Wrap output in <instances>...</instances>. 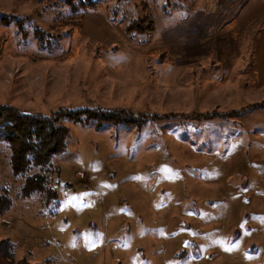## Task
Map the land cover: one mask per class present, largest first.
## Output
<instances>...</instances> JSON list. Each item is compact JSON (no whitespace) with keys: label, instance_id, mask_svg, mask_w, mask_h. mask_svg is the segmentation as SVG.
Instances as JSON below:
<instances>
[{"label":"rangeland","instance_id":"rangeland-1","mask_svg":"<svg viewBox=\"0 0 264 264\" xmlns=\"http://www.w3.org/2000/svg\"><path fill=\"white\" fill-rule=\"evenodd\" d=\"M87 1L0 0V103L150 115L62 118L52 199L0 141V238L33 264H264V0Z\"/></svg>","mask_w":264,"mask_h":264},{"label":"trees","instance_id":"trees-1","mask_svg":"<svg viewBox=\"0 0 264 264\" xmlns=\"http://www.w3.org/2000/svg\"><path fill=\"white\" fill-rule=\"evenodd\" d=\"M94 0H88L84 7L95 5ZM146 18V17H145ZM142 19L135 23L140 29L150 21ZM152 28L149 26V29ZM227 112L216 111L205 113L206 116L216 114L226 115ZM150 114L135 113L124 107L105 108L97 105L81 108H60L49 114L31 112L23 114L13 105L0 103V141H5L10 148L9 164L15 173H24L22 187L24 196L36 192H45L48 199L56 198L55 186L50 184L49 173L54 169L53 156L66 148L69 128L61 122L64 117L74 120H94L98 125L110 123H125L127 125L142 124ZM195 115V114H194ZM199 115V114H196ZM13 199L7 190H0V214L6 213L12 207ZM0 264H33L27 258L16 259L15 244L7 237L0 238Z\"/></svg>","mask_w":264,"mask_h":264},{"label":"crops","instance_id":"crops-1","mask_svg":"<svg viewBox=\"0 0 264 264\" xmlns=\"http://www.w3.org/2000/svg\"><path fill=\"white\" fill-rule=\"evenodd\" d=\"M188 141H189V143H192V144L194 143L192 140H188ZM202 148H204V147H202ZM206 149H209L210 150V148H207V147H206Z\"/></svg>","mask_w":264,"mask_h":264},{"label":"water","instance_id":"water-1","mask_svg":"<svg viewBox=\"0 0 264 264\" xmlns=\"http://www.w3.org/2000/svg\"><path fill=\"white\" fill-rule=\"evenodd\" d=\"M23 114L31 113L30 111H22Z\"/></svg>","mask_w":264,"mask_h":264}]
</instances>
